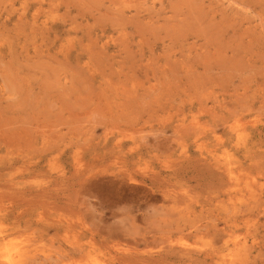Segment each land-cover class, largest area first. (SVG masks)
<instances>
[{
    "label": "rangeland",
    "instance_id": "obj_1",
    "mask_svg": "<svg viewBox=\"0 0 264 264\" xmlns=\"http://www.w3.org/2000/svg\"><path fill=\"white\" fill-rule=\"evenodd\" d=\"M0 264H264V0H0Z\"/></svg>",
    "mask_w": 264,
    "mask_h": 264
},
{
    "label": "bare ground",
    "instance_id": "obj_2",
    "mask_svg": "<svg viewBox=\"0 0 264 264\" xmlns=\"http://www.w3.org/2000/svg\"><path fill=\"white\" fill-rule=\"evenodd\" d=\"M9 254V253H8ZM3 259V258H2ZM4 260V259H3ZM6 260H8V259H6ZM6 262V261H5ZM7 263V262H6Z\"/></svg>",
    "mask_w": 264,
    "mask_h": 264
}]
</instances>
